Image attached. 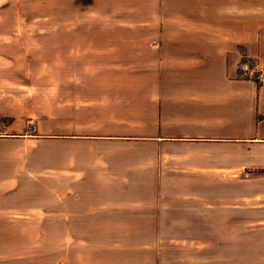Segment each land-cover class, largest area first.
I'll return each instance as SVG.
<instances>
[{"label":"crops","instance_id":"obj_1","mask_svg":"<svg viewBox=\"0 0 264 264\" xmlns=\"http://www.w3.org/2000/svg\"><path fill=\"white\" fill-rule=\"evenodd\" d=\"M161 1L125 62L150 77L151 133H68L61 178H0V264H158L157 236L264 224V31L248 34L245 0H194V18ZM243 51L259 83L239 77Z\"/></svg>","mask_w":264,"mask_h":264},{"label":"rangeland","instance_id":"obj_2","mask_svg":"<svg viewBox=\"0 0 264 264\" xmlns=\"http://www.w3.org/2000/svg\"><path fill=\"white\" fill-rule=\"evenodd\" d=\"M160 1L0 0V178H61L68 133H151L150 77L125 62L127 48L157 34ZM161 2L164 16L194 18V0ZM245 7L248 34L264 31V0ZM112 37L123 41L118 60L107 53ZM245 53L241 65L257 62ZM243 230L157 236V263L264 264V224Z\"/></svg>","mask_w":264,"mask_h":264},{"label":"built area","instance_id":"obj_3","mask_svg":"<svg viewBox=\"0 0 264 264\" xmlns=\"http://www.w3.org/2000/svg\"><path fill=\"white\" fill-rule=\"evenodd\" d=\"M240 75L245 79L260 82L263 78V70L258 62L243 63L240 67Z\"/></svg>","mask_w":264,"mask_h":264}]
</instances>
